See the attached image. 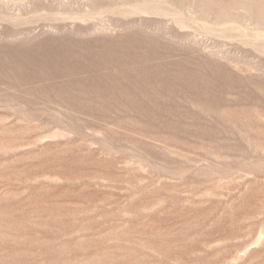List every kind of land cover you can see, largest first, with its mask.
<instances>
[{
	"label": "rangeland",
	"instance_id": "rangeland-1",
	"mask_svg": "<svg viewBox=\"0 0 264 264\" xmlns=\"http://www.w3.org/2000/svg\"><path fill=\"white\" fill-rule=\"evenodd\" d=\"M0 264H264V0H0Z\"/></svg>",
	"mask_w": 264,
	"mask_h": 264
}]
</instances>
